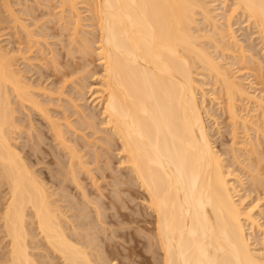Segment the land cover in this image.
Returning a JSON list of instances; mask_svg holds the SVG:
<instances>
[{
	"label": "bare ground",
	"instance_id": "bare-ground-1",
	"mask_svg": "<svg viewBox=\"0 0 264 264\" xmlns=\"http://www.w3.org/2000/svg\"><path fill=\"white\" fill-rule=\"evenodd\" d=\"M62 1H65L63 5H68L70 2L74 6L77 3L74 1L72 3L70 0ZM85 1L87 4L88 1ZM89 1L90 17H93L94 29L98 32L97 57L102 66V74L98 76L101 87L97 88L100 90H96V93H99L97 98L102 107L101 115L104 118L102 121L106 125L104 127L112 131V133L107 132L112 134L109 136L103 130L102 134L109 137H106L107 139L104 137L106 140L101 137L104 140L102 141L104 147H101L103 144L100 143V139L101 148L94 149L90 146L87 151L92 149L91 151L95 150L94 152L81 154L84 151L81 150L82 147L85 148L88 142L84 140L87 138L86 134V138L83 134L85 128L75 120H78L77 116L81 114L83 126L92 127L91 129L96 131L97 128L92 126L93 117L96 119V115L87 116L81 110L76 116L77 119H73L74 124L82 127L83 129L78 128L83 131L71 124L72 119L69 120L70 117L66 116V112L63 113L65 115L63 120H58L54 115H52L54 118L50 116L47 106L44 108L45 106L40 104L41 100L39 99V102L36 96V99L34 98L30 92L33 86L31 87L29 81L27 83L23 79L21 69L16 67L17 56L9 54V49L5 51L0 48V264H134L128 259V262H125L123 256L128 251L120 252L119 246L122 243L120 242L119 245L115 241L117 239L113 237L124 238L128 232L131 234L126 230V227L130 228L127 220L136 222V227L139 223L142 226L138 225L141 230L144 229L149 233L150 237L147 240L152 246L148 245L154 248L152 252H148L152 253V255L149 253L150 256H155L152 258L156 261L154 264H264V251H257L251 246L245 224L248 222L252 227L259 229L264 227L253 215L255 208L250 207L245 210L242 206L243 200L239 197L238 201L235 183L228 178L232 173L226 171L224 159L214 149L197 98V83L193 75L197 72L196 63H199L209 76L214 77V81L221 85L226 101L222 103L223 101L220 100L224 106L219 104L226 111L232 128L236 129L238 119H241L236 111L235 101L238 95L246 96L249 101L254 100L262 110L264 101L249 94L238 81L235 82L230 78L232 75L230 71L226 72L218 60L216 61L217 57L213 58L207 47L201 44L204 40L200 43V34L194 31L195 26L198 25L196 19L198 11L203 14L205 23L206 21L210 23L209 20L212 18L215 19L210 14L206 0ZM232 2L233 6L231 5L226 15L227 21H230L235 13L242 12L247 16L248 22L251 19L256 25L258 37L264 48V0H233ZM3 3L6 4L4 7H8V1L4 0ZM73 6H70L72 10L76 7ZM74 10L79 13L76 11L79 9ZM12 15L15 14L12 12ZM75 15L78 18L80 13ZM74 16L72 15V18ZM80 18L78 20L83 21ZM78 20L74 22L75 26L72 25L74 28L72 29L76 30V33L72 31L75 35H79L77 30L83 26L79 23L84 22ZM215 24L213 23L214 33L218 34ZM23 27L25 31L26 26ZM228 30L231 32L230 28ZM25 32L30 35L29 31ZM214 35L208 34L207 38L211 37L213 42ZM221 37L223 38V34ZM76 38L73 37V41ZM229 39L237 43L234 35H229ZM79 42L84 41L81 39ZM80 44L82 46V43ZM216 44L219 45V42ZM83 46L87 50L90 45L83 44ZM242 55L240 58L244 60ZM248 55L250 59L252 56ZM263 58L258 63L264 60ZM55 62L54 60L52 63ZM261 75L257 78H261V84H264ZM61 78L63 80V77ZM65 82L67 83L66 80ZM51 92L53 91L49 93ZM61 92L58 94L60 95ZM64 93L62 92L61 96ZM53 94L58 95L55 92ZM69 101L72 105L75 104L70 98ZM15 104L23 107L22 111L27 113L20 119L28 118L29 123H25L29 124L30 130L25 128L26 125L24 127L22 121L20 127L24 129L19 130L20 127L17 125L19 121L15 115L21 113L18 111L16 114L18 108L14 107ZM28 105L47 121L48 129L45 128L56 143V146L50 150L43 146L44 143L42 145V142L50 136L43 128L37 129V127V131H34L35 123L33 125L31 111L27 112ZM76 105L78 106V103ZM76 105L73 107L78 110L81 106L79 105L78 108ZM75 112L77 114L78 111ZM61 121L68 126L72 137H68L69 132L63 129ZM247 121L241 120L244 129H247L250 122ZM95 124L98 125L96 122ZM23 130L25 134L28 133V137L25 135L28 140L26 141L32 142L34 146L24 145L25 142L16 143L18 137L24 136H22ZM233 132L231 133L234 134ZM78 134L83 135L81 138L84 137L85 147L82 145L79 148ZM18 144H21V147ZM111 144L116 145L119 151L118 162L128 170V173L121 174L126 179L124 181L114 174L116 179L107 183L108 176L113 179L112 170L108 172L109 170L105 168L108 163L106 162L108 155L105 154L110 151ZM255 146L254 144L250 149L257 157ZM61 150L66 154L65 158L61 155ZM96 150L101 151V154ZM235 158L237 161V157ZM255 161L256 158L252 163ZM92 162L97 164L94 165L96 166L94 169L93 166L86 167ZM99 162L102 165H98ZM255 166H257L254 168L256 173L254 174L252 170L251 178L254 175L258 176L257 173L261 171H257L258 164ZM42 167L46 170H42ZM262 168L261 166L260 169ZM95 169L98 170V176L93 173ZM85 176L87 179L90 178L89 186L94 189L88 186L89 183L84 182ZM98 177L104 180L107 178L104 190L110 189L107 190L108 193L98 185ZM133 182L144 191L141 197L149 211L124 210L126 206L123 204L125 200L122 196L123 193L130 192L134 186ZM109 192L113 194L108 195ZM116 202L121 205L115 204ZM112 207L114 210L110 209ZM108 209L112 212H107ZM125 222L129 227L122 228ZM111 223L118 228H112ZM146 231L142 233L146 234ZM133 235L132 240L142 238L143 241L142 236L140 239L136 236L135 239V234ZM119 256H122L120 258L124 261L121 259L118 261ZM56 258L59 261L55 262ZM148 258L144 254L141 261Z\"/></svg>",
	"mask_w": 264,
	"mask_h": 264
},
{
	"label": "rangeland",
	"instance_id": "rangeland-1",
	"mask_svg": "<svg viewBox=\"0 0 264 264\" xmlns=\"http://www.w3.org/2000/svg\"><path fill=\"white\" fill-rule=\"evenodd\" d=\"M3 1L4 0H0V45L2 46V47L0 46V48L1 49L3 48L2 50H5V51H7L9 49L8 50L9 54H13V55L15 54L17 56V57L15 56L17 58V59H15V63L17 64V65L15 64L16 67L18 66V69H21L20 73H22L21 75L23 76V79L26 80L27 83L29 81L31 87L32 86L35 87V88H33V87L30 88L31 89L30 92H32L31 94H33L34 98L36 96V98H38L37 100H39V99L41 100V102H40V100H39V102L42 106L43 105L45 106L44 108H46V106H47L46 109L48 110L49 114H51L50 116L54 115V117H56L58 120H60V119L63 120V119H65V117H64L65 113L64 112H66L67 113L66 116L70 117L69 120L72 119L71 124H73L74 126H77L78 130L85 128V129H83L84 131L83 130H81V131H83L84 137L86 134V137H87V138L85 137L86 139H84V137L81 138L83 135L82 136L80 134L77 135L78 136L77 143H78V141L80 143L79 148L82 147V145H84V147H85L86 142H88L87 146L85 148L82 147L81 150L83 151V149H84V151L81 152V154L86 153V152H94L95 150L91 151L92 149L90 151H87L90 149V146L94 149H99L101 147H104L105 145L103 144L104 142L102 143V141H104L103 139H105L106 137L109 138L106 135L109 134V136H112V134H111L112 131H109L108 128L107 129L105 128L106 125H104V123H103L104 118L101 115L102 107L99 105L98 98H97V96H99L98 95L99 93H96V90H100L97 88L101 87V86H99L100 85V80H99L100 77H98V76H100L102 74V66H101V64L98 60V57H97L96 47H97L98 42H97L96 38H97L98 32H96V29H94L95 25L93 24L94 23L93 19H92L93 17L92 18L90 17L91 16L90 11H89L90 5L88 4L90 1L87 0L88 1L87 4L89 5L88 6L89 8H88L86 6L87 4H86L85 0H70L72 3H73V1L75 3L76 2L78 3V4L77 3L74 4V6H76L75 7L76 9H79L76 11H78L80 13L79 17H81L84 22L78 20L79 13L75 12V10H74L75 8L72 10V8L70 6H73V5H71L70 2H69L70 5L69 4L63 5L64 4L63 2H65V1H62V0H61V2H60V0H6V1H8L9 5H10L9 6L7 4L8 7L6 6L7 7L6 8V7H4L6 4L3 3ZM232 1L233 0H226V2L224 0H206L207 7H209L208 9H210V14H212V17H215V19L212 18L213 21L210 19L209 20L210 23H208V21H206V23H205V18L203 16V14L199 13V11H198V13H197L198 15H196V19L198 20L197 21L198 25L195 26L194 31L196 34L197 33H198V35L200 34V43L202 42V40L206 41V42L203 41L204 43L202 42L201 44H204V46L207 47V50L210 51L213 58L217 57L215 59H216V61L218 60V63L223 67V69H226L225 70L226 72H227V70H228V72L230 71V75L231 74L232 75H231V77L229 75V77L232 78L235 82L238 81L239 84L242 85L243 88L249 94L255 95L257 98H260L264 101V84L263 83L261 84V81H262V80H260L261 78H257L262 74L261 71L263 70L262 71L263 76L262 75L261 76L264 80V69H263L264 68L263 67V64H264L263 61L264 60L261 61L262 63L261 62L258 63L259 60H261L264 57V48L262 46L261 39L258 37L259 33H257L258 31L256 29V25L252 22L251 19L248 22L247 16H244V14L242 12L240 14L238 12L237 13L238 16L235 13V15H233L234 18L232 17V18H230L231 19L230 21H227L226 15L228 14V11L231 9V5L233 3ZM9 7H11L10 10L16 16L12 15V12H10V10H7V9H9ZM70 8L72 11L70 10ZM73 11L75 13H72ZM225 11H226V13H225ZM75 14H78L77 15L78 18L75 17L76 16ZM72 15L73 16L75 15L74 16L75 18L74 17L72 18ZM14 16L17 18V20H16V18L14 19ZM92 16H93V14H92ZM75 19L78 20L79 22H83V23H79V24H81V26L82 25L83 26L80 27V25H79L80 30H77V34L79 33L80 36L75 35L72 32V31H74L76 33V30H73L74 28L72 27V25H74V22L75 23L77 22ZM13 20H16L17 23L13 22ZM71 22H73V23H71ZM228 22H229V24H228ZM213 23L214 24L216 23L215 25L218 28L217 29L218 34L214 33ZM24 25L26 26L25 31H29L30 35L28 32L24 31V27H23ZM20 26H22V27H20ZM228 27L231 29V32H229L230 30H228L229 29ZM81 29H82V31H81ZM211 32H212V34H211ZM26 33H28V36ZM230 33L235 36L237 43L236 42L234 43V41H232V39H229V35H231ZM208 34L210 36L215 34L214 38L212 37L213 42H212L211 37H210L211 40L209 39V37L207 38ZM222 34H223V38L221 37ZM75 36L79 37V38H76ZM204 36H206L205 37L206 40H205V38L203 39ZM73 37H74V39L76 38V40L73 41V39H72ZM80 37L84 42H79V40L81 41ZM82 37L86 38V39H83ZM71 39H72V41H71ZM87 39H89L90 42ZM94 39H95V41H92ZM75 41L78 43L76 44ZM229 41H232V42H229ZM72 42H74V43L72 44ZM218 42H219L220 46L216 44ZM80 43H82V46ZM83 44H86V45L89 44L91 47L88 46L89 49L85 50L86 48L83 46ZM214 44L216 46H213ZM239 44H240V46H239ZM16 50H18V51H16ZM19 50H20V52H19ZM89 50H91V51H89ZM16 52L17 53L19 52V53L17 54ZM70 52H72V53H70ZM239 52L241 53V55L243 53L242 57L244 56V60H243V58H240L241 55ZM84 53L86 54V56ZM248 54H250V56H252L250 59L248 58L249 57ZM51 55H52V57H51ZM234 57H235V59H234ZM53 58L57 63L56 62H55V64L52 63L54 61V60H52ZM251 59H252V61H250ZM243 62L245 63V65ZM259 64H261V65H259ZM54 65L56 67H54ZM196 66L197 67H195V68H197V69H195V68L194 69L198 72V74H197V72H195L196 74L194 73L193 75H194V79L196 80V83H197V88H196V92L198 91L197 92V98H198V101H200L199 104H200L201 112L203 113L202 116L204 118L205 125H206L208 132L210 134V138H211L212 144L214 146V149L217 150L218 154L221 155L220 157H222L224 159V163L226 165V168H225L226 171H230L232 173L233 177L230 176L228 178L231 180V182L235 183V184L234 183L233 184L235 185V187L238 190V196H236V197H238V201H239V197H240V200L241 199L243 200L242 206L245 210L249 209L250 207L255 208L253 211L254 212L253 215L256 218V220H258L260 225L262 227H264V177H263L264 176V174H263L264 173L263 172L264 171V157H263L264 156V137H263L264 136V118H263L264 117V113H263L264 109L263 110H262V108L259 109L257 104L254 103V100L251 101V99H250V101H249V99H246L247 98L246 96L238 95L236 97L237 101H235V103H236V108H237L236 111L238 114L237 116H240L241 119L240 120L238 119L239 122L236 125V129L232 128L233 126H231V122L229 121V119L227 117L226 111H224L223 107L220 106V104H222L226 101V96L223 95L224 92L222 93L221 85H218L219 82L214 81V77H210L208 72L206 70H204L201 67V65H199V63H196ZM199 69H200V71H199ZM63 72H65L66 74ZM61 73H62V75H61ZM256 73H258V74L255 75ZM259 73H261V74L259 75ZM66 75H68V76H66ZM61 77H63L64 81L62 80ZM59 80L61 82L63 81V83H61ZM65 80L67 81V83L65 82ZM71 81L74 82V84ZM38 86L44 90L41 89L42 90L41 91L40 88L39 89L36 88ZM60 86L61 87L63 86L64 89H62L63 87L61 88ZM198 87L201 89H199ZM32 89H33V91H32ZM77 89H80L82 91H79ZM34 90L37 92H35ZM46 90L49 92L53 91L56 94H58L61 91L65 92V93L61 96L62 92L60 95L59 94L55 95V94H53V92H51V94H52L51 95ZM58 90H59V92H58ZM199 90H201V91H199ZM34 94H36V95H34ZM81 94H82V96H81ZM49 95H51V96H49ZM203 95H205V96L202 98ZM69 98H70V100H74L73 103H75V104L72 105L71 104L72 102L69 101ZM201 99L203 100L202 103H201ZM96 100H97V102H96ZM220 100L223 102L221 103ZM60 102H61V104H60ZM76 102L78 103V106L79 105L81 106L80 108L76 105L77 104ZM75 105L80 110L79 109L77 110V108L74 109L73 106H75ZM15 106H16V104L14 105V107ZM17 108L20 110H18ZM22 108L23 107H21V106H19V107H18V105L16 106V109H17L16 114L18 111H19V113H21V114L15 115V117L19 121L17 123V125L20 127V126H22V124H24V127L26 125L25 128L30 130V126H29V124H27V123H29L28 118L23 117V118H21L22 120L20 119V117H22L24 115L26 116V114H27V113H24V111H22ZM28 108H30V109L28 110ZM31 109L32 108L29 107V105H28L27 112L30 113V111H31V117H33V125L35 123V125H34L35 130L34 131H37V129L43 128V130H45L47 132V135H49V132L46 130V128L48 129V127H47L48 124H47V121H45V118L43 117L44 118L43 119L41 117L42 116L41 114H39L40 115L39 116L37 114L38 111H34ZM75 110L78 111L77 114H75L76 113ZM81 110H82V113H84L87 116L92 115V114L96 115L97 120L93 117L94 125H92L94 128L95 127L97 128L96 131H95V129H91L92 127L89 128V127L83 126L82 119H80L82 116H81V114H79ZM25 112H26V110H25ZM34 112L36 113V116H34L35 115ZM87 112L89 114H87ZM77 115L80 117H78ZM76 116H77L78 120H80L81 122L78 120H75V121H77V123L79 122V125L81 124L83 128L78 126L76 123H75L76 125L74 124L75 121L73 119H77ZM34 119L36 120V122ZM37 119L39 122L37 121ZM102 119H103V121H102ZM242 119H246V121L249 119L247 122H249V121L250 122L248 123V125L246 124L247 129H244V127H242V124H241ZM40 121L42 122V125H41ZM25 122H27V123H25ZM62 122L63 121H61V123ZM64 122H66V121H64ZM95 122L98 123V125L95 124ZM61 125L63 126V129H66L65 131L69 132L68 133L69 136H68V134H67V136L70 138L72 133L69 130L68 126H66V124H64V123H62ZM102 126L103 127L105 126V127L103 128ZM24 127H22V128L20 127L19 130L24 129ZM78 127L81 129H79ZM86 128H88V130H86ZM257 128H259V130ZM99 129L101 130V132ZM103 130H104V133L106 135L102 134ZM105 130H107V131L105 132ZM20 131H22V130H20ZM31 131H33V130H31ZM233 131H235V132H233ZM26 132H29V131L26 130ZM107 132H111V133H107ZM231 132H233L234 134H232ZM23 133H22V136L23 135L24 136L22 138L17 136L18 142H16V143H21V144L23 143L24 144V142H25L24 145L34 146L32 142H30V141L27 142L28 140L26 138L28 137V135H27L28 133L25 134V130H23ZM77 133H80V132L77 131ZM98 137H100V138H98ZM101 137H103V139ZM83 139L86 142H84ZM100 139H101V142H100ZM80 140H82V141H80ZM89 141H91V143ZM97 142H98V144H97ZM99 142L103 144V145H101V147L99 145ZM43 143H44V145H43ZM53 143H55V141H53V138H51V136H50V138L45 139V142H42V145L44 147H46L48 150H50V148L56 146V143L55 144H53ZM21 144H18V145L21 147ZM46 144H47V146H46ZM50 144L52 146H50ZM254 144L257 146V147L255 146V148H257V149H255V151L257 152V157H255L256 155L253 152H251V149H250L251 146L252 147L254 146ZM92 145H94V146H92ZM61 151H62L61 155H63L65 158L66 154L65 153L63 154V150H61ZM96 151H98V150H96ZM248 151H250V152H248ZM258 151H259V153H258ZM260 153H261V155H260ZM99 154H101V151L99 152ZM233 154L235 155V157H237V161H236V158L234 157ZM106 155H108V156H106ZM258 155H260V157ZM105 156H106V160L108 159V161H106L108 163H106L107 167H105V164H103V166L107 169V171L109 170L108 172H110V170H112L111 174H113V179H112V177L110 178L109 176L107 177L108 180H107V178H105V180H104V178L98 177L97 182H99V184L98 183L97 184L101 187V189H103V191H107V190L110 191V189L104 190L105 189L104 186L107 183H111L114 179H116V177H114V174H115V176H117V178L124 181L126 179H125V177L123 178L121 174L128 173V170L124 166H121L120 162H118V161H120V159H119L120 155H119V151H117L116 145H112L110 147V151L107 154H105ZM86 157H87V155H86ZM254 157L256 158L257 161H255L253 163H256V164L252 163V160L255 159ZM234 159H235V161H234ZM258 160H260V161L258 162ZM237 162H240V163H237ZM250 162L253 164V166ZM100 164H101V162H99L98 165H100ZM257 164L259 166L257 171L258 170H261V171H259V173H257L258 176H255L254 174L256 173L255 172L256 169L254 170V168H257V166L254 167V165H257ZM94 165L97 166L96 163L92 162L91 164L87 165L86 167L89 168V166H91V167L93 166L92 169H94V167H96ZM37 166H39V165H37ZM49 166H51V165H49ZM261 166L263 167L262 169H260ZM91 167H90V169H91ZM43 169H45V167H42V170ZM250 170H251V172H250ZM252 170L254 173L253 178H251L252 177ZM97 171L95 169L93 172V173H96V176H98ZM99 171H101V170H99ZM237 177L241 183L237 182L238 181ZM85 178L86 179H84V182L87 184L89 183L88 186L91 185L90 178L87 179L86 176H85ZM106 180L108 181L107 183H105ZM252 180H254V181H252ZM255 181H257V182H255ZM132 184L134 186H132V189H131L132 191L130 190L131 193L130 192L126 193L127 196H124L126 194L123 193V196H122L125 200V202H123V204H125V206H126V208L124 210L129 211V212H131V211L133 212L135 210L149 211L146 209V203H144V201H142L141 195L143 194L142 192H144V191L141 190L137 186L138 185L137 183H136V185H135V182H133ZM108 186H106V187L107 188L112 187L111 185L109 187ZM89 187L91 188V186H89ZM123 187H124V185H123ZM123 187H120V188H123ZM91 189H94V187ZM108 191L106 193H108ZM111 193L108 195H111ZM115 195L116 194H114V196ZM119 202H116L115 204L121 205V203H119ZM127 208H128V210H126ZM131 208H133V210ZM110 209L114 210L113 207ZM112 210L108 209L107 212H110V211L112 212ZM127 222H128V225L130 226V228L134 227V229L136 228V230H138L139 232L142 229V228H140L142 226H140L139 223L136 224L137 225V227H136L135 226L136 222H133L130 220H127ZM125 223L122 224L123 227L121 225L122 228H125L126 226H128L127 223L126 224ZM131 224H134V225L131 226ZM112 225H111L112 228H118L116 225H115L116 227L114 226V224H112ZM130 228L127 229V227H126V230H127V232L130 231L132 235L128 232L129 236L127 235L124 238H118V237L116 238V236H113L115 239L119 240V241H117L113 238L119 245L122 243L120 246L118 245L119 249H121V250H119L118 248H117V250H119L120 252L122 251V253L126 250V251H128V253H130V254L127 253L126 254L127 256L124 253L125 256H123V258L125 257L124 258L125 262L129 261L130 263H134V264H151V263L154 264V263H156V261L154 259H152V258H155V256H150V254L152 255V253H150V252H152L154 247H150L151 243L148 242V240H147V238L150 237L149 233L144 229L141 230V232L139 233L138 231L133 230V228L132 229H130ZM245 229H246L245 230L246 234H248V237L250 239V243L252 244L251 246L257 251H260V252L264 251V230H263L264 228L259 229V228L252 227L247 222L245 224ZM142 231L147 232L146 234L143 232L145 234V236H147L146 238H144L145 236L143 235ZM133 234H135V239H136V236L139 239L142 236L143 241H142V238L140 239L142 242L140 240H137V239L132 240L134 237ZM144 239H145V242H144ZM135 244L138 246H136ZM148 244H150V245H148ZM253 244H254V246H253ZM143 245H145V246H143ZM145 247H147V248H145ZM115 250H116V248H115ZM135 250H136V252H135ZM145 250H147V251H145ZM131 251H132V255H131ZM148 251H150V252H148ZM142 252H144V253H142ZM144 254L147 256V258L149 256L150 257L146 260L144 259L141 261V257ZM133 255H134V257H133L134 261L132 258ZM116 257H118V256H116ZM120 257H122V256H119V258H117L118 261H119V259H121ZM123 258L121 259L122 261H124ZM130 258H132V259H130ZM127 259H128V261H127ZM150 260H152V261H150ZM54 261L57 262L59 260L56 258V260H54Z\"/></svg>",
	"mask_w": 264,
	"mask_h": 264
}]
</instances>
